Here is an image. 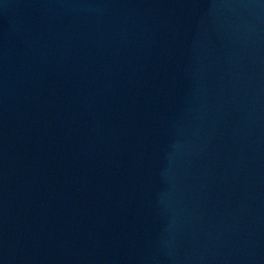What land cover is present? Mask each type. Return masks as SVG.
Masks as SVG:
<instances>
[{"label":"water","instance_id":"obj_1","mask_svg":"<svg viewBox=\"0 0 264 264\" xmlns=\"http://www.w3.org/2000/svg\"><path fill=\"white\" fill-rule=\"evenodd\" d=\"M0 264H264V0H0Z\"/></svg>","mask_w":264,"mask_h":264}]
</instances>
